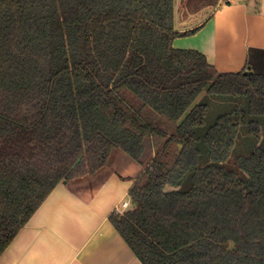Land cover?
<instances>
[{
    "label": "trees",
    "instance_id": "1",
    "mask_svg": "<svg viewBox=\"0 0 264 264\" xmlns=\"http://www.w3.org/2000/svg\"><path fill=\"white\" fill-rule=\"evenodd\" d=\"M174 20L175 0H0V256L121 151L141 171L109 219L143 264H264V148L226 165L239 127L262 140L264 75L173 47L201 27ZM212 95L241 101L209 123Z\"/></svg>",
    "mask_w": 264,
    "mask_h": 264
},
{
    "label": "crops",
    "instance_id": "2",
    "mask_svg": "<svg viewBox=\"0 0 264 264\" xmlns=\"http://www.w3.org/2000/svg\"><path fill=\"white\" fill-rule=\"evenodd\" d=\"M181 1L178 7L175 2V30L201 27L188 43L175 39L173 47L200 51L221 73L248 68L264 75V0H219L211 11L204 9L203 19L185 15ZM113 160L123 164L107 168L90 193L57 185L0 256V264H143L109 219L117 207L122 212L132 208L128 191L141 167L122 174L124 161L133 160L121 151Z\"/></svg>",
    "mask_w": 264,
    "mask_h": 264
},
{
    "label": "rangeland",
    "instance_id": "3",
    "mask_svg": "<svg viewBox=\"0 0 264 264\" xmlns=\"http://www.w3.org/2000/svg\"><path fill=\"white\" fill-rule=\"evenodd\" d=\"M175 2H176V5L178 7L179 6V0H176ZM214 6H215L214 4L207 5L206 7H203L200 10L195 11L194 14L196 16H198L199 19H203L206 17L205 13L203 12L204 9L208 8V10L211 11ZM196 8L198 9V6ZM177 11H178V8H177ZM184 13L186 15L187 13H190V12H184ZM176 27L179 28L178 25H176ZM191 29H189V30H191ZM184 31H186V30H184ZM198 31H199V29L197 31H195V33H193V34L181 35V36L176 37L175 39H178L182 43L186 44L189 42L191 36L196 34ZM207 100L210 102V111H209V114L207 117L209 123H212L219 114L230 112L231 110L235 109L236 104L239 101H241V100H238L237 98H232V97H227V96H213V95L210 96ZM258 118L262 124V129H263L262 140L255 141L253 138L248 137V131H247L246 127H244V126L239 127V139H238L237 146L233 149L231 156H230V159L226 162V165L228 168L237 169V166H236V157L237 156L248 155L251 152V150L253 148H255L256 146H260V147L264 148V117H258ZM122 164H123V162L120 160H117V161L113 160V163L111 160L109 167L110 168H118ZM136 168H139V166L134 160H133V163H130L129 165L126 164V162L124 161V165L121 167L120 172L122 174L129 173L132 175L135 172V170H137ZM107 172H108V170H104L101 174H99V176L94 177L92 179L93 183H90L89 185L83 184V183L75 185L74 186L75 190H77L79 193H90L93 190V188H95L97 185H99L100 181L105 177Z\"/></svg>",
    "mask_w": 264,
    "mask_h": 264
},
{
    "label": "built area",
    "instance_id": "4",
    "mask_svg": "<svg viewBox=\"0 0 264 264\" xmlns=\"http://www.w3.org/2000/svg\"><path fill=\"white\" fill-rule=\"evenodd\" d=\"M232 2H233V0H221V3H223V4H230ZM123 205L125 206L126 204H123ZM115 211L116 212H122L123 210L121 209V207H117V209Z\"/></svg>",
    "mask_w": 264,
    "mask_h": 264
},
{
    "label": "water",
    "instance_id": "5",
    "mask_svg": "<svg viewBox=\"0 0 264 264\" xmlns=\"http://www.w3.org/2000/svg\"><path fill=\"white\" fill-rule=\"evenodd\" d=\"M250 71V70H249ZM250 73H255L254 71H250Z\"/></svg>",
    "mask_w": 264,
    "mask_h": 264
}]
</instances>
